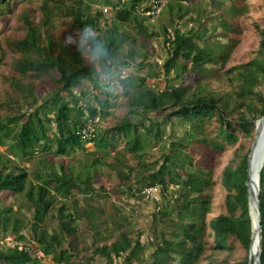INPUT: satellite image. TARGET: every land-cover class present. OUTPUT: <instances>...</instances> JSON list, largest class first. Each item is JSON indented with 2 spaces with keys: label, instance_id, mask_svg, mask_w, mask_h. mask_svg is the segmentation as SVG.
<instances>
[{
  "label": "trees",
  "instance_id": "obj_1",
  "mask_svg": "<svg viewBox=\"0 0 264 264\" xmlns=\"http://www.w3.org/2000/svg\"><path fill=\"white\" fill-rule=\"evenodd\" d=\"M19 1L0 0V18L11 15ZM40 1L39 20L23 13L24 35L9 42L17 76L0 99V264H43L31 254L38 250L55 264L99 258L110 264H197L205 249L214 161L202 163L192 149L215 157L239 137L253 138L256 122L264 118V0L255 56L221 72L230 84L227 93L211 87L218 79L213 72L227 65L238 45L247 0H168L157 15L167 21L161 31L148 25L153 18L137 12L151 0ZM98 6L113 13L111 23ZM157 38L166 53L163 88L151 86V74L119 76L116 90L126 113L102 127L116 107L110 79L121 66L132 68L153 53L139 39ZM34 83L57 88L40 100ZM94 117L98 122L83 139ZM87 143L94 148L89 163L61 162ZM250 152L243 144L236 151L226 176V211L210 224L225 251L235 241L250 250ZM102 175L119 187L102 183ZM259 186L264 264V164ZM150 187H159L164 200L152 216L149 238L142 241L140 233L133 237L116 224V238L106 243L112 235L100 229L95 204L122 192L144 199ZM84 223L93 237L88 248ZM10 237L14 245L6 244Z\"/></svg>",
  "mask_w": 264,
  "mask_h": 264
},
{
  "label": "rangeland",
  "instance_id": "obj_2",
  "mask_svg": "<svg viewBox=\"0 0 264 264\" xmlns=\"http://www.w3.org/2000/svg\"><path fill=\"white\" fill-rule=\"evenodd\" d=\"M247 2H249L250 5L248 7V11L241 18V23L244 27V30L239 36L238 45L234 49L230 59L227 62V65H225L220 71H218L217 69L213 72L215 75H217L216 77H218V79H213L211 87L219 93L231 92L230 84L221 75V72L237 64L252 60L255 56V52L258 50L259 38L256 32V26H263L260 22L261 0H247ZM40 4V0H20L16 7L13 9V13L11 15L0 18V57L2 58V63L0 65V99L4 98V93L9 89L8 87L10 79L17 76V74L11 67V62L14 54L11 51L9 42L19 40L24 35V23L21 19L23 13H25L26 15H31L34 22H37L39 20L41 16ZM98 7L103 9L106 24L111 23L113 13L108 10L107 7H105L107 12H104V7ZM158 17L159 16H156L148 21V25L155 30L161 31V27L163 25H166L167 21L165 19L159 21ZM129 31L132 32V35H135L131 28H129ZM138 42L144 43L150 51H152L153 49V53H151L146 59L138 58L132 68L121 66L119 68L121 73L112 76V78L110 79V92L113 95L112 102L116 107L113 110L114 116L102 123V127L111 126L112 124H114L117 117L123 116L126 113L125 107L122 106L124 100L122 99L120 93L116 90V88L118 87L119 76L122 75L121 78H124L128 75L144 76L147 74H151L153 78L149 83L152 84V87H154L155 89H161L164 86V82L162 80V60L166 57V53L162 46V38L153 39L152 41H148L147 39H139ZM187 80L192 81L193 76H191L189 79L187 78ZM34 84L37 88L36 93L40 100L44 99L48 94H50L57 88V86L54 84ZM212 128L213 127H211V129ZM254 135L255 131H253L251 135L253 136V138L239 137L235 145L226 148L224 152L215 157L213 153L208 150L199 147L192 149V152L196 156H198L202 163H208L212 160L214 161L212 186L210 188L207 200V214L205 218L206 233L205 237L202 240L205 249L197 264H221L223 262H227V264H244L246 262V258H249L250 250L247 253L237 241L232 243L231 251H225L218 248L210 224L216 216L224 214L226 211L225 182L228 170L233 162L234 155L241 144L245 146L246 151L248 149H250L251 151ZM85 148L86 149L83 151L78 150L74 152L71 156L60 158L61 162L63 164L68 163L75 166L77 164L79 165L80 162L84 164L89 163V161L93 158L91 152H93L94 148L92 147L91 143H87L85 145ZM3 152L4 148L0 145V153ZM25 165L27 166L28 163ZM97 179H100L102 183H109L111 187H119L118 181H109V178L106 175H102ZM163 200L164 195L162 190L160 189L157 195V199L154 200H146L145 198L140 200L136 198H129L127 192H122L117 195L112 194L108 199L100 200L99 202H97L95 204V207L101 210L99 213H96V216L98 217L96 220L102 222L100 229H107L106 233L110 234V236L112 235L111 239H109L107 242H104L109 244L116 238L117 233L113 230V228L116 227V224H119L120 231H129L131 232V234H133V237H136L140 233L142 235L141 240L145 241L147 238H149L150 231L153 227L152 216L157 210L160 209V207H162ZM86 224L87 223L81 224L82 228L85 229L84 231H82V240L83 243L86 244L84 245L85 248H88L93 243V237L91 236L92 231ZM22 234H24L27 238H30L26 231H22ZM6 244L14 245L11 237L10 239L7 238ZM103 244L104 243H101V245ZM37 252H39V250ZM37 252L34 253L33 251L31 254L33 256H37ZM89 252L90 249L86 250L85 254L87 255ZM39 253L41 255L43 254L42 251H40ZM145 253L146 255L148 254V252ZM40 260L43 264H55L49 256H42L40 257ZM92 264L110 263L105 259L99 258L92 261Z\"/></svg>",
  "mask_w": 264,
  "mask_h": 264
},
{
  "label": "water",
  "instance_id": "obj_3",
  "mask_svg": "<svg viewBox=\"0 0 264 264\" xmlns=\"http://www.w3.org/2000/svg\"><path fill=\"white\" fill-rule=\"evenodd\" d=\"M263 125H264V118H261L256 122L255 135L251 147L248 170H247L248 175H247L246 186L248 192L249 212L252 221V237H251V246L249 253V264H261L260 258H261V250H262V226H261V209H260V201H259V188H260L259 182H260V171L264 164V144L262 147L261 157L258 163V174L254 184H251V166ZM255 238L258 239V251L256 253V256H252L251 248H252L253 240Z\"/></svg>",
  "mask_w": 264,
  "mask_h": 264
},
{
  "label": "built area",
  "instance_id": "obj_4",
  "mask_svg": "<svg viewBox=\"0 0 264 264\" xmlns=\"http://www.w3.org/2000/svg\"><path fill=\"white\" fill-rule=\"evenodd\" d=\"M168 0H151L147 5L141 6L140 8L137 9V12L147 18H154L157 15H159L165 5L167 4ZM104 12H107L106 9H104ZM98 122V117H94L92 119H89L85 128L82 130V136L83 139H88L90 138L94 125ZM160 188L159 187H150L144 190V198L146 200H154L157 199V195L159 193ZM40 252V251H39ZM39 252H37L38 258L42 257L43 254L41 255Z\"/></svg>",
  "mask_w": 264,
  "mask_h": 264
},
{
  "label": "bare ground",
  "instance_id": "obj_5",
  "mask_svg": "<svg viewBox=\"0 0 264 264\" xmlns=\"http://www.w3.org/2000/svg\"><path fill=\"white\" fill-rule=\"evenodd\" d=\"M264 144V125L262 126L261 129V135L259 138V142L257 144L256 150H255V155L254 159L252 161V166H251V184H254L256 181V177L258 174V163L261 157V152H262V147ZM258 251V239L255 238L252 243V248H251V255L256 256V253Z\"/></svg>",
  "mask_w": 264,
  "mask_h": 264
},
{
  "label": "clouds",
  "instance_id": "obj_6",
  "mask_svg": "<svg viewBox=\"0 0 264 264\" xmlns=\"http://www.w3.org/2000/svg\"><path fill=\"white\" fill-rule=\"evenodd\" d=\"M88 31H89V28H87V27H85V28L83 29V32H84L85 35H87ZM93 51H94V49H93Z\"/></svg>",
  "mask_w": 264,
  "mask_h": 264
}]
</instances>
